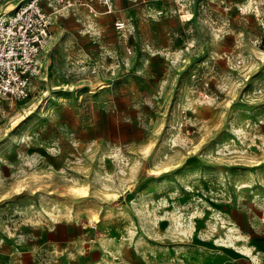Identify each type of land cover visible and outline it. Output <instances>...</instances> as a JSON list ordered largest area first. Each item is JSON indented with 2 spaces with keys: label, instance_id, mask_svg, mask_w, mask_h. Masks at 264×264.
<instances>
[{
  "label": "rangeland",
  "instance_id": "374dc122",
  "mask_svg": "<svg viewBox=\"0 0 264 264\" xmlns=\"http://www.w3.org/2000/svg\"><path fill=\"white\" fill-rule=\"evenodd\" d=\"M42 5L0 99V264H264V0Z\"/></svg>",
  "mask_w": 264,
  "mask_h": 264
},
{
  "label": "built area",
  "instance_id": "2783aa9c",
  "mask_svg": "<svg viewBox=\"0 0 264 264\" xmlns=\"http://www.w3.org/2000/svg\"><path fill=\"white\" fill-rule=\"evenodd\" d=\"M43 1L55 10L86 8L97 14L99 6L112 11L114 0H23L0 10V99L24 100L30 96L35 61L49 32L50 14Z\"/></svg>",
  "mask_w": 264,
  "mask_h": 264
},
{
  "label": "bare ground",
  "instance_id": "6f19581e",
  "mask_svg": "<svg viewBox=\"0 0 264 264\" xmlns=\"http://www.w3.org/2000/svg\"><path fill=\"white\" fill-rule=\"evenodd\" d=\"M16 6L17 5V3L15 2V3H13L12 4V6ZM11 8V7H10ZM185 13V12H184ZM183 16H186V19H190V14H184ZM103 83V82H102ZM48 102V101H47ZM46 102V103H47ZM42 105H45V100H43L42 101V103H41ZM41 105V106H42ZM36 108H38V106H33L31 109L29 108V109H27L20 117H18V118H15L14 119V121L12 122V127H15V126H17L20 122H21V120L22 119H24L25 118V116H28L30 113H32ZM94 222V221H93Z\"/></svg>",
  "mask_w": 264,
  "mask_h": 264
}]
</instances>
